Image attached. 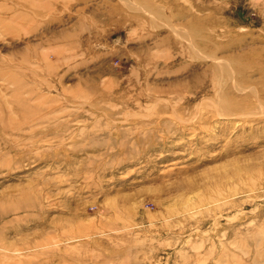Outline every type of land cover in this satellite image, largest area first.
<instances>
[{"label": "rangeland", "instance_id": "rangeland-1", "mask_svg": "<svg viewBox=\"0 0 264 264\" xmlns=\"http://www.w3.org/2000/svg\"><path fill=\"white\" fill-rule=\"evenodd\" d=\"M0 264H264V0H0Z\"/></svg>", "mask_w": 264, "mask_h": 264}]
</instances>
